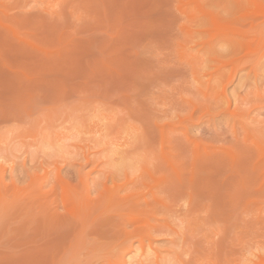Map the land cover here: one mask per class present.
<instances>
[{"label": "rangeland", "instance_id": "374dc122", "mask_svg": "<svg viewBox=\"0 0 264 264\" xmlns=\"http://www.w3.org/2000/svg\"><path fill=\"white\" fill-rule=\"evenodd\" d=\"M0 247L264 256V0H0Z\"/></svg>", "mask_w": 264, "mask_h": 264}, {"label": "bare ground", "instance_id": "6f19581e", "mask_svg": "<svg viewBox=\"0 0 264 264\" xmlns=\"http://www.w3.org/2000/svg\"><path fill=\"white\" fill-rule=\"evenodd\" d=\"M194 2H196V0H194ZM259 7V6H258ZM257 8V7H256ZM244 14H246V13H244ZM215 21H216V19H214ZM213 20V21H214ZM214 23V22H213ZM217 25L218 24H214L213 26H214V29H215V26H216V30L217 29H221V27H219L220 26V24L218 25V28H217ZM224 29H225V27H224ZM227 29V28H226ZM231 29V28H230ZM222 30V29H221ZM235 30V29H234ZM237 30V29H236ZM218 31H220V30H218ZM217 32V31H216ZM233 33H234V31H232ZM168 208V207H167ZM79 209V211H78V213H75V214H77L78 215V217H77V215L75 216L76 218H79V219H81L80 218V216L82 215L81 214V210H80V208H78ZM74 210V209H73ZM72 210V211H73ZM84 209H82V211H83ZM85 211V210H84ZM169 212V211H168ZM74 213V212H73ZM88 216V215H87ZM75 218V219H76ZM78 219V220H79ZM80 222H81V220L78 222L77 221V223H79L80 224ZM255 235V234H254ZM171 238V237H170ZM187 239V238H186ZM180 240V239H179ZM187 241H188V239H187ZM247 245V244H246ZM248 247H250L249 245H248ZM1 248V247H0ZM15 250V249H14ZM246 249H245V247H243V248H241V251H245ZM16 251V250H15ZM263 251V250H262ZM15 253V252H14ZM237 253H238V251H237ZM234 254V253H233ZM232 254V255H233ZM239 254V253H238ZM12 255H14L13 253H12ZM52 255H54V254H52ZM64 255V254H63ZM230 255V254H229ZM247 255V254H246ZM198 256H199V254H198ZM253 256V259H255V260H253V259H247V258H245V257H243V259L241 260V262L240 261H238V263L237 264H264V256H262V255H256V254H253L252 255ZM15 257H17L16 255H15ZM63 257V256H62ZM61 257V258H62ZM50 258V257H49ZM64 259V258H63ZM62 259V260H63ZM47 260V259H46ZM190 260V259H189ZM188 261V260H187ZM236 262V261H235ZM188 262H186L185 264H187ZM190 263H191V260H190ZM189 263V264H190ZM192 264V263H191Z\"/></svg>", "mask_w": 264, "mask_h": 264}]
</instances>
